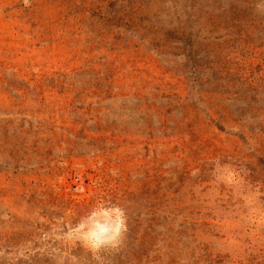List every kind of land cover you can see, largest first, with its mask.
<instances>
[{"label":"rangeland","instance_id":"obj_1","mask_svg":"<svg viewBox=\"0 0 264 264\" xmlns=\"http://www.w3.org/2000/svg\"><path fill=\"white\" fill-rule=\"evenodd\" d=\"M0 264H264V0H0Z\"/></svg>","mask_w":264,"mask_h":264},{"label":"clouds","instance_id":"obj_2","mask_svg":"<svg viewBox=\"0 0 264 264\" xmlns=\"http://www.w3.org/2000/svg\"><path fill=\"white\" fill-rule=\"evenodd\" d=\"M127 231V224L124 213L116 209L112 226L101 225L97 231L92 232L86 243L94 252H99L104 248H117L122 242L124 233Z\"/></svg>","mask_w":264,"mask_h":264},{"label":"trees","instance_id":"obj_3","mask_svg":"<svg viewBox=\"0 0 264 264\" xmlns=\"http://www.w3.org/2000/svg\"><path fill=\"white\" fill-rule=\"evenodd\" d=\"M108 81H110L109 83H112V80L111 79H109Z\"/></svg>","mask_w":264,"mask_h":264}]
</instances>
